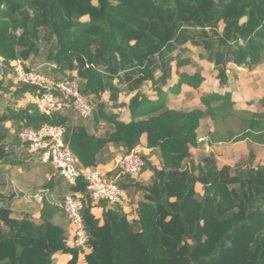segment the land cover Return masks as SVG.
<instances>
[{"label": "trees", "instance_id": "trees-1", "mask_svg": "<svg viewBox=\"0 0 264 264\" xmlns=\"http://www.w3.org/2000/svg\"><path fill=\"white\" fill-rule=\"evenodd\" d=\"M188 42L203 50L226 88L229 64L249 72L264 64V0H0V93L7 75L14 88L3 92L9 97L0 112V171L21 170L34 160L20 134L44 125L62 129L79 169L129 154L142 140L160 166L155 169L142 156L137 178L108 173L130 198L128 212L124 202L94 204L81 178L67 186V195H80L84 247L66 248L67 229L53 222L58 215L70 224L59 207L62 200L43 201L37 221H18L7 207L10 199L0 195V264H52L58 252L69 253L67 264H76L85 249L86 264H264V167L254 165L264 152V112L238 109L227 90L202 93L200 72H179L192 65L183 55ZM39 43L56 75L49 78L75 80L88 100L91 131L61 93L15 81L11 64L19 60L25 71H35L29 60L40 54ZM172 63L176 80L169 84ZM146 83L153 97L144 93ZM182 86L199 94V107H169ZM46 93L63 102L50 117L40 114L34 101L16 107L25 94L35 100ZM106 94L113 105L104 101ZM119 95L126 101L114 105ZM254 103L264 108V95L246 105ZM114 108H126L128 120ZM203 120L212 127L209 145H250L240 157L245 172L231 176L211 155L195 167L197 177L184 169L201 145ZM146 172L151 178L143 185L138 179ZM196 182L202 185L200 198ZM50 184L42 188L53 192ZM94 208L101 210L99 218ZM129 216L135 220L129 222Z\"/></svg>", "mask_w": 264, "mask_h": 264}, {"label": "rangeland", "instance_id": "rangeland-1", "mask_svg": "<svg viewBox=\"0 0 264 264\" xmlns=\"http://www.w3.org/2000/svg\"><path fill=\"white\" fill-rule=\"evenodd\" d=\"M184 48L187 49V52L184 53V56H189L192 60V65L181 69L179 72L182 73H194L200 72L205 82L201 87L202 93H212L215 91H219L222 88L218 87V81L216 80L217 71L214 69L213 65L205 60V54L203 50L191 43H186ZM40 54L37 58H30L29 61H32L33 68L36 71H39L43 75L47 77L54 78L56 75L52 72V64L47 63L45 60V49L43 48L42 43H39ZM171 77L169 78V84H172L176 80L175 69L173 63L170 64ZM226 73L228 75L227 85L233 91V96L240 101V105L238 108L241 110H248L251 112H264V108L260 107L257 103H254L252 106H247L244 104V101H252L261 97L264 94V64L263 66L249 72L242 67H238L234 64H229L226 69ZM13 79L12 74L7 75L3 80L2 93H0V112L5 110L7 98L9 95H6L5 91L12 92L14 90L13 86H8V81ZM245 81V83H244ZM143 91L146 95L153 97L154 91L150 88V84H143ZM104 101L108 105H113L112 102L108 101V95L106 94L104 97ZM199 94L194 93L187 87H181V92L175 98L172 97L169 107L176 110H192L194 108L199 107ZM126 101L125 95H119L117 98V102L114 105H117L120 102ZM117 103V104H116ZM23 105V102L20 103ZM123 117L127 118L128 114L124 110ZM90 129V119L83 121ZM212 130L211 123L209 120H205L201 124V128L199 130V138L200 141L205 140L208 133ZM103 128L101 129V132ZM250 145L245 141L234 142L230 144L219 145H209L206 142H202L201 145L197 149L192 150V159L190 162H187L184 166V169L192 170L193 175L195 177L198 176V171L195 167L200 166L203 167L205 164V159L211 155L215 162L217 168L220 170L223 167H227L230 170L231 176H239L241 173L245 172V168L241 163L240 157L242 155L247 154L249 151ZM147 160L151 163V165L160 170V166L155 154L150 153L145 156ZM46 167H43V166ZM255 166L264 167V152L259 153V159L256 161ZM43 173L56 174L55 169L47 163L41 162L37 159V155L34 156L33 161L26 162V165L20 170L11 169V170H1L0 171V195L4 198L10 199L7 207L11 212L12 219L22 220L23 218H29L32 222L37 221V218H33V214H36L41 205H36L34 203H29V200L32 199L33 195L44 191L42 186L45 183V180L42 178ZM13 178V179H11ZM151 173L146 172L139 177V181L143 185H148L150 182ZM17 184L20 188L17 190L15 187ZM232 187H238L237 185H233ZM194 192L197 198L202 196V185L198 182L195 183ZM46 199L50 200L51 196L46 193ZM138 199L140 196L137 197ZM57 201H61L62 197L55 199ZM54 200V201H55ZM130 198H126L123 196L124 205L129 203ZM126 206V205H125ZM129 208L126 206L125 212H128ZM95 216H99L100 212L98 210L93 211ZM129 222L134 221V216L127 217ZM71 227V232L73 233V228ZM66 248L70 249L74 246V243L68 244V241L65 243ZM85 246V245H84ZM83 246V247H84ZM89 250L85 249V254H88ZM85 254H78L76 264H86L85 262ZM72 256L69 253L58 252L54 254L52 258V264H67L71 260Z\"/></svg>", "mask_w": 264, "mask_h": 264}, {"label": "built area", "instance_id": "built-area-1", "mask_svg": "<svg viewBox=\"0 0 264 264\" xmlns=\"http://www.w3.org/2000/svg\"><path fill=\"white\" fill-rule=\"evenodd\" d=\"M11 65L16 82L61 93L71 101V107L79 119L86 121L91 117V106L80 93L75 80L54 81L36 70L25 71L19 60ZM34 103L39 113L46 117L63 108L62 100L52 93L37 96ZM20 139L28 144L29 151L37 155L41 162L51 165L66 183L73 185L78 178H81L86 183V189L94 204L105 201L123 205V192L116 185V178L109 179L108 173L118 170L122 175L137 178L144 165L142 154L134 149L129 154L115 157L110 167L79 169L73 154L63 142L62 129L56 126L44 125L37 131L26 129L20 134ZM46 196V191H42L33 196L31 201L42 204ZM59 207L63 209L73 228L74 245L83 247L87 242V236L80 217V195L68 194L59 203ZM123 210H126L125 206Z\"/></svg>", "mask_w": 264, "mask_h": 264}, {"label": "crops", "instance_id": "crops-1", "mask_svg": "<svg viewBox=\"0 0 264 264\" xmlns=\"http://www.w3.org/2000/svg\"><path fill=\"white\" fill-rule=\"evenodd\" d=\"M244 83H245V81H244ZM203 84H204V83H203ZM182 87H183V86H182ZM185 87H186V86H185ZM218 87L220 88L221 86L218 84ZM187 88H188V87H187ZM221 88H222L221 90H219V91H215V92L223 93L225 90L229 91L230 94H231V96H232V99H233L234 101H236V107L238 108V106L240 105V101H238V100L233 96V91H232V89H230V88L228 87V85L226 86V88H223V87H221ZM188 89H189V88H188ZM212 93H214V92H212ZM263 95H264V94H263ZM263 95H262V96H263ZM262 96H261V97H262ZM261 97H259V98H257V99H260ZM257 99H256V100H257ZM21 101L23 102V105L18 104V103H20ZM33 101H34V99H33L30 95L25 94V95H24V96H23V97L17 102L16 107H17V108H22L23 106L26 105V103H28V102H33ZM124 102H125V101H124ZM246 102H248V100H247V101H244V104H245V105H246ZM238 109H240V108H238ZM124 110H125V111L127 112V114H128V110H127L126 108H114V111H115V112H119V113H120V118H121L123 121H127L128 118H129V114H128V117H127V118H124V117H123V111H124ZM247 111H248V110H247ZM82 121H84V120H82ZM203 121H205V120H203ZM203 121H202V122H203ZM201 124H202V123H201ZM101 129H102V128H99V130H98V132H97L98 135H102V134H103V131L101 132ZM88 130L91 131V129H89V128H88ZM199 130H200V129H199ZM199 130H198V134H199ZM199 139H200V138H199ZM202 142H206V143H208V142H207V137L205 138V140H202L201 143H202ZM213 145H219V146H221V145H223V144H213ZM109 149L112 150V147L109 146ZM257 149H258V148H257ZM136 150H137L138 152H140V153L142 154L143 157H145V156L149 155L150 153H152L151 150H148V149L145 148V142H144V140L141 141L140 146L137 147ZM119 155H120V154H119ZM119 155H116V157L119 156ZM258 159H259V154H258V157H257L256 161H258ZM112 161H113V159H112L109 163H107V164H105V165H99V166L110 167ZM256 161H255L254 165L256 164ZM50 166H51V165H50ZM43 167H46V166L44 165ZM42 178L45 180L44 185L47 184V183H51L50 186H53V189H54L53 192H49V189H48V188H47V189L42 188L44 191H46V193L49 194V196H51V199H50V200H47V199H46V200H47V201H53V202H57V203H59V201H57V200H55V199H57V198H59V197H64L65 195H67V186H68L69 184L66 183V182H64L59 176L55 175V173H53V174L43 173V174H42ZM11 179H13V178H11ZM15 187H16L17 190L20 188L17 184H15ZM38 193H40V192H38ZM38 193L34 194L33 196L37 195ZM54 200H55V201H54ZM28 202H29V203H34V204H36V205H42V204H37V203H35V202H32L31 200H29V198H28ZM40 209H41V206L39 207V210L37 211V213L32 215L33 218H37V220L39 219V216H40ZM95 210H98V211L100 212V215H101V210H100L99 208H94V209L92 210V213H93V211H95ZM93 215H94V213H93ZM100 215H99V216H95V215H94V216H95L96 218H99ZM53 222H54L55 224L60 225L61 227L67 229V232H68V240H67V241H68V244H71V245H72V243H73V233L70 231V230H71V227L67 224V221H66L65 219L59 217L58 215H56V216H54Z\"/></svg>", "mask_w": 264, "mask_h": 264}]
</instances>
